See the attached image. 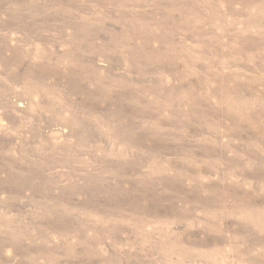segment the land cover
Instances as JSON below:
<instances>
[{"label":"rangeland","instance_id":"374dc122","mask_svg":"<svg viewBox=\"0 0 264 264\" xmlns=\"http://www.w3.org/2000/svg\"><path fill=\"white\" fill-rule=\"evenodd\" d=\"M74 1L0 0V264H264V0Z\"/></svg>","mask_w":264,"mask_h":264},{"label":"bare ground","instance_id":"6f19581e","mask_svg":"<svg viewBox=\"0 0 264 264\" xmlns=\"http://www.w3.org/2000/svg\"><path fill=\"white\" fill-rule=\"evenodd\" d=\"M61 1H62V0H61ZM76 1H77V0H76ZM76 1H74V2H76ZM98 1H100V0H98ZM102 1H103V0H102ZM54 4H55V3H54ZM56 4H57V3H56ZM73 4H74V3H73ZM58 5H60V4H58ZM75 5H76V4H75ZM71 6H72V5H71ZM66 11H67V10H66ZM58 12H59V11H58ZM64 12H65V11H64ZM65 13H66V12H65ZM69 13H70V12H69ZM63 14H64V13H63ZM67 14H68V13H67ZM70 14H72V13H70ZM51 16H52V15H51ZM54 16H55V14H54ZM63 16H64V15H63ZM66 16H67V15H66ZM66 16H64V17H66ZM46 17L48 18L49 16H46ZM52 17H53V16H52ZM68 17H69V16H68ZM68 17H66V19H67ZM19 18H20V17H19ZM22 18H23V17H22ZM27 18L29 19V17H27ZM42 18H43V17H42ZM47 18H46V19H47ZM50 18H51V17H50ZM20 19H21V18H20ZM32 19L35 20L36 18L34 19V17H33ZM37 19H39V18H37ZM37 19H36V21H37ZM48 19H49V18H48ZM48 19H47V20H48ZM56 19H57V17H56ZM60 19H63V18L61 17ZM72 19H73V18H72ZM33 20H32V21H33ZM44 20H45V19H44ZM63 20H65V18H64ZM68 20H69V19H68ZM51 21H52V20H51ZM57 21H58V20H57ZM57 21H56V22H57ZM53 22H54V21H53ZM53 22H52V23H53ZM65 22L67 23L68 21H65ZM73 22H74V21H73ZM36 24H37V23H36ZM50 24H51V22H50ZM28 25H29V24H28ZM28 25H26V27H27ZM37 25H38V24H37ZM37 25H36V26H37ZM40 25H42V23H41ZM43 25H44V24H43ZM43 25H42V26H43ZM45 25H46V26H47V25L50 26L49 23H48V24L46 23ZM45 25H44V27H45ZM51 25H52V24H51ZM54 25H56V24H54ZM57 25H58V24H57ZM79 25H80V24H79ZM81 25H82V24H81ZM33 26H34V25H33ZM38 26H39V25H38ZM52 26H53V25H52ZM58 26L61 27L62 25H61V26L58 25ZM64 26H66V24H65ZM72 26H73V24H72ZM24 27H25V26H24ZM39 27H41V26H39ZM44 27H43V28H44ZM75 27H77V26H75ZM31 28H32V27H31ZM43 28H41V29H43ZM45 28H47V27H45ZM52 28H53V27H52ZM79 28H81V26H80ZM85 28H86V27H85ZM24 29H26V28H24ZM35 29H36V27L34 28V32L36 31ZM49 29H50V27H49ZM49 29H47V30H49ZM64 29H66V28H64ZM87 29H90V27L87 28ZM50 30H51V29H50ZM61 30H62V29H61ZM66 30H67V29H66ZM66 30H65V33H66ZM57 31H58V30H57ZM34 32H33V34H34ZM36 32H37V31H36ZM36 32H35V33H36ZM40 32H41V31H40ZM48 32H49V31H48ZM60 32H61V31H60ZM60 32H59V33H60ZM77 32H79V31L77 30ZM77 32H75L76 35H74V36H77V34H78ZM84 32H86L85 29H84ZM84 32H83V34H84ZM90 32H91V31H90ZM94 32H95V31H94ZM31 33H32V32H31ZM42 33H43V32H41V34H42ZM79 33L82 34L81 31H80ZM86 33H87V32H86ZM1 34H2V33H1ZM48 34H49V33H48ZM48 34L45 36V38L48 36ZM63 34H64V33H63ZM83 34H82V35H83ZM94 34H95V33H94ZM2 35H3V34H2ZM26 35H27V34H26ZM35 35H36V34H35ZM35 35H34V36H31V37L36 38ZM37 35H38V34H37ZM44 35H45V34H44ZM70 35H71V34H70ZM88 35H90V34H89V31H88ZM3 36H4V35H3ZM7 36H8V35H7ZM7 36H6V37H7ZM40 36H41V35H40ZM49 36H50V35H49ZM58 36H60V35H58ZM63 36H65V35H63ZM85 36H87V35H85ZM4 37H5V36H4ZM8 37H9V36H8ZM26 37H27V36H26ZM31 37H30V39H31ZM41 37H42V36H41ZM41 37H40V39H41ZM52 37H53V36H52ZM55 37H57V36H55ZM55 37H54V38H55ZM61 37H62V36H61ZM61 37H60V38H61ZM68 37H69V36H68ZM70 37H72V35H71ZM70 37H69V38H70ZM81 37H82V36H81ZM98 37H99V35H98ZM98 37H97V38H98ZM58 38H59V37H58ZM64 38H66V37H64ZM73 38H74V37H73ZM77 38H78V36H77ZM79 38H80V37H79ZM79 38H78V39H79ZM28 39H29V38H28ZM28 39H27V40H28ZM38 39H39V38H38ZM40 39H39V40H40ZM8 40H9V39H8ZM34 40H36V39H34ZM47 40H48V38H47ZM56 40H57V39H56ZM56 40H54V41H56ZM59 40H60V39H59ZM70 40H71V39H70ZM85 40H86V39H85ZM87 40H89V39H87ZM90 40H91V38H90ZM1 41H2V40H1ZM13 41H14V39H13ZM16 41H17V40H16ZM18 41H20V40H18ZM18 41H17L16 43H18ZM73 41H74V40H73ZM75 41H76V38H75ZM9 42H10V40H9ZM36 42H37V41H36ZM44 42H45V41H44ZM44 42H42V43H44ZM91 42H93V41H91ZM7 43H8V42H7ZM39 43H40V42H39ZM52 43H53V42H52ZM54 43H56V42H54ZM67 43H68V41H67ZM72 43H74V42H72ZM72 43H70L69 45H71ZM75 43H76V42H75ZM75 43H74V44H75ZM81 43H82V42H81ZM5 44H6V43H5ZM9 44H10V43H9ZM18 44H19V43H18ZM77 44H78V43H77ZM82 44H83V43H82ZM89 44H90V43H89ZM16 45H17V44H16ZM85 45H86V44H85ZM90 45H91V44H90ZM72 46H74V45H72ZM77 46H79V45H77ZM81 46H82V45H81ZM2 47H3V46H2ZM10 47H11V46H10ZM15 47H16V46H15ZM17 47H18V46H17ZM82 47H83V46H82ZM70 48H71V46H70ZM72 48H73V47H72ZM87 48H88V46H87ZM73 49H75V48H73ZM89 49H90V48H89ZM8 50H9V47H8ZM16 50H17V49H16ZM20 50H21V48H20ZM82 50H83V49H82ZM1 51H2V50H1ZM12 51H13V49H12ZM32 51H33V52L35 51L34 48L32 49ZM70 51H72V50H70ZM75 51H76V50H75ZM8 52H9V51H8ZM15 52H17V51H15ZM33 52L29 51V55H30V53L32 54ZM72 52H73V51H72ZM81 52H82V51H81ZM1 53H2V52H1ZM74 53H75V52H74ZM86 53H87V52H86ZM9 54H10V53H9ZM14 54H15V53H14ZM22 54H24V53H22ZM56 54H57V53H56ZM56 54H55V56H57ZM67 54H68V53H67ZM77 54H78V53L76 52L75 56H76ZM83 54H84V53H82L81 55H83ZM15 55H16V54H15ZM17 55H20L19 57L22 56L21 53H20V54L18 53ZM24 55H25V54H24ZM26 55H27V54H26ZM26 55H25V56H26ZM45 55H46V54H43V56H45ZM60 55H62V54H60ZM84 55H85V54H84ZM91 55H92V54H91ZM2 56H3V55H2ZM2 56H1V58H2ZM4 56H5V55H4ZM13 56H14V55H13ZM30 56H31V55H30ZM62 56H63V55H62ZM69 56H70V55H69ZM73 56H74V55H73ZM26 57H27V56H26ZM26 57H25V58H26ZM48 57H49V55H48ZM17 58H18V57H17ZM25 58H22V59H25ZM31 58H32V57H31ZM41 58H42V57H41ZM43 58H45V57H43ZM70 58H71V57H70ZM77 58L80 59V56L77 57ZM84 58H85V57H84ZM4 59H5V58H4ZM20 59H21V58H20ZM26 59H27V58H26ZM72 59H73V57H72ZM75 59H76V58H75ZM9 60H11V59H9ZM28 60H30V59H28ZM57 60H58V59H57ZM115 60H116V59H115ZM30 61H31V60H30ZM39 61H40V60H39ZM39 61H37V62H39ZM44 61H45V60H44ZM48 61H50V60H48ZM78 61H79V60H78ZM82 61H83V60H82ZM88 61H89V60H88ZM90 61H91V60H90ZM120 61H121V60H120ZM13 62H14V61H13ZM15 62H16V60H15ZM15 62H14V63H15ZM25 62H26V61H25ZM45 62H46V61H45ZM59 62H60V61H59ZM92 62H93V60H92L90 63L93 64ZM18 63H20V61H18ZM23 63H24V62H23ZM51 63H52V61H51ZM76 63H79V62L76 61ZM82 63H83V62H82ZM84 63H86V60H85ZM88 63H89V62H88ZM5 64H6V63H5ZM24 64H25V63H24ZM28 64H30V63L28 62ZM31 64H32V63H31ZM33 64H34V63H33ZM33 64H32V65H33ZM38 64H39V63H37L36 65H38ZM44 64H45V63H44ZM47 64H48V63H47ZM52 64H53V63H52ZM55 64H58V63L55 62ZM10 65H11V64H10ZM15 65H16V64H15ZM18 65H19V64H18ZM42 65H43V64H42ZM77 65H79V64H77ZM77 65H76V66H77ZM6 66H7V65H6ZM13 66H14V65H13ZM22 66H23V65H22ZM22 66H21V68H22ZM38 66H39V65H38ZM40 66H41V64H40ZM46 66H47V65H46ZM73 66H74V65H73ZM84 66H85V65H84ZM19 67H20V66H19ZM32 67H33V66H32ZM43 67H44V66H43ZM47 67H48V66H47ZM50 67H51V66H50ZM57 67H58V66H57ZM68 67H69V66H68ZM74 67H75V66H74ZM85 67H87V66H85ZM88 67H89V65H88ZM110 67H111V66H110ZM16 68H17V67H16ZM21 68H19V69H21ZM27 68H28V67H27ZM27 68H26V69H27ZM29 68H30V67H29ZM34 68L37 69V67H34ZM34 68H33V69H34ZM44 68H45V67H44ZM65 68H67V67H65ZM70 68H71V67H70ZM91 68H93V67H91ZM113 68H114V67H113ZM5 69H6V68H5ZM14 69H15V68H14ZM19 69L17 68L18 71H19ZM26 69H23V71L26 70ZM39 69H40V68H39ZM59 69H60V67H59ZM80 69H81V68H80ZM93 69H94V68H93ZM93 69H91V70H93ZM114 69H115V68H114ZM30 70H31V69H30ZM40 70H41V69H40ZM40 70H39V71H40ZM49 70H50V69H49ZM55 70H57V69H55ZM65 70H66V69H65ZM85 70H86V69H85ZM108 70H111V71H112L113 69L108 68ZM6 71H7V70H6ZM32 71H33V70H32ZM32 71H29V70H28V72H31V73H32ZM37 71H38V70H37ZM41 71H42V70H41ZM57 71H58V70H57ZM75 71H76V70H75ZM75 71H70V73H71V74H74V73L77 72V71H76V72H75ZM93 71H95V69H94ZM52 72H53V71H52ZM15 73H16V72H15ZM17 73H18V72H17ZM24 73H25V72H24ZM43 73H45V72H43ZM46 73H47V71H46ZM49 73H50L49 75H51V72H50V71H49ZM64 73H65V72H64ZM77 73H78V72H77ZM87 73H88V72H87ZM87 73H86V74H87ZM90 73H91V72H90ZM8 74H9V73H8ZM58 74H59V73H57V75H58ZM86 74H85V75H86ZM10 75H12V74H10ZM17 75H18V74H17ZM30 75H31V74H30ZM35 75H36V74H35ZM49 75H48V76H49ZM52 75H53V74H52ZM52 75H51V77H52ZM75 75H76V74H75ZM75 75H74V76H75ZM90 75H92V74H89V76H90ZM23 76H24V74H23ZM27 76H28V74H27ZM82 76H83V75H82ZM82 76H81V77H82ZM86 76H87V75H86ZM36 77H37V76H36ZM46 77H47V75H46ZM51 77H49V78H51ZM55 77H57V76H55ZM55 77H54V78H55ZM77 77H78V75H77ZM84 77H85V76H84ZM91 77H92V76H91ZM97 77H99V76H97ZM7 78H8V77H7ZM10 78H11V77H10ZM28 78H30V77L28 76ZM49 78H48V79H49ZM60 78H61V77H60ZM67 78H69V77H67ZM95 78H96V77H95ZM26 79H27V78H26ZM98 79H99V78H98ZM101 79H104V78H101ZM109 79H110V78H109ZM115 79H116V78H115ZM31 80H32V79H31ZM64 80H66V79H64ZM96 80H97V79H96ZM116 80H117V79H116ZM22 81H23V80H22ZM26 81H27V80H26ZM32 81H33V80H32ZM72 81H73V80H72ZM88 81H90V80H88ZM100 81H101V80H100ZM102 81H103V80H102ZM105 81H106V79H105ZM110 81H113V80L110 79ZM113 82H115V81H113ZM113 82H111V83H113ZM116 82H117V81H116ZM14 83H15V81H14ZM27 83H28V82H27ZM85 83H86V82H85ZM119 83H120V82H119ZM124 83H125V82H124ZM124 83H123V84H124ZM1 84H2V83H1ZM18 84H19V83H18ZM30 84H31V82H30ZM36 84H37V83H36ZM76 84H77V83H76ZM76 84H75V85H76ZM92 84H93V83H92ZM92 84H91V85H92ZM103 84H104V83H103ZM5 85H6V84H5ZM23 85H24V84H23ZM23 85H22V86H23ZM31 85H32V84H31ZM116 85H117V83H116ZM119 85H120V84H119ZM26 86H27V85H26ZM26 86H25V87H26ZM95 86H96V85H95ZM99 86H100V85H99ZM109 86H110V85H109ZM25 87H22V88L25 89ZM34 87H35V86H34ZM119 87H120V86H119ZM125 87H126V86H124V89H125ZM0 88H1V87H0ZM3 88H4V86L2 87V89H3ZM6 88H7V87H6ZM27 88H28V86H27ZM29 88H32V87L29 86ZM100 88H101V87H100ZM100 88H99V89H100ZM112 88H113V87H112ZM122 88H123V86H122ZM122 88H121V89H122ZM7 89H8V88H7ZM34 89H36V88H34ZM75 89H77V88H75ZM106 89H107V88H106ZM110 89H111V88H110ZM128 89H129V88H128ZM36 90H37V89H36ZM36 90H35V92H36ZM107 90H108V89H107ZM116 90H117V89H116ZM126 90H127V89H126ZM2 91H3L4 93H6V91H4V89H3ZM27 91H28V90H27ZM32 91H33V90H32ZM38 91H39V90H38ZM111 91H112V90H111ZM119 91H121V90L119 89ZM122 91H123V90H122ZM122 91H121V92H122ZM3 92H2V94H3ZM93 92H94V90H93ZM98 92H99V90H98ZM124 92H125V91H124ZM9 93H11V91H10ZM33 93H34V92H33ZM110 93H111V92H110ZM119 93H120V92H119ZM97 94H98V93H97ZM107 94H108V93H107ZM113 94H114V93H113ZM7 95H8V94H7ZM21 95H22V94H21ZM21 95H20V97H22ZM0 96H1V95H0ZM129 98H130V97H129ZM0 99H1L0 101H2L3 98H0ZM22 99H23V98H22ZM22 99H21V100H22ZM3 101H4V100H3ZM3 101H2V103H3ZM5 101H6V100H5ZM104 101H106V100H104ZM0 104H1V103H0ZM93 104H94V103H93ZM2 107H3V106H2ZM93 107H94V106H93ZM4 108H5V107H4ZM1 110H2V109H1ZM126 111H127V110H126ZM3 112H4V109H3ZM6 112H7V111H6ZM1 114H2V113H1ZM7 114H8V112L6 113V116H7ZM79 118H80V117H79ZM84 118H85V117H84ZM77 119H78V118H77ZM80 119H81V121H83V120H85L86 118L83 119V118L81 117ZM80 119H79V120H80ZM82 119H83V120H82ZM79 120H78V121H79ZM87 120H88V118H87ZM97 120H98V122H99V119H97ZM93 121H94V120H93ZM110 121H111V118H110ZM73 122H75V121H72V123H73ZM76 122H77V121H76ZM84 122H85V121H84ZM84 122H82V123H84ZM95 122H96V121H95ZM95 122H94L93 124H95ZM77 123H79V122H77ZM80 123H81V122H80ZM89 123H90V122H89ZM96 123H97V122H96ZM73 124H74V123H73ZM85 124H86V123H85ZM85 124H84V125H85ZM87 124H88V123H87ZM87 124H86V125H87ZM90 124H91V123H90ZM74 125H75V124H74ZM74 125H71V127L74 126ZM79 125H80V124H79ZM84 125H83V126H84ZM21 126H22V125H21ZM89 126H90V125H89ZM89 126H87V127H89ZM91 126H93V125H91ZM94 126H95V125H94ZM69 127H70V126H69ZM79 127H80V126H79ZM84 127H86V126H84ZM15 128H16V127H15ZM15 128H14V129H15ZM29 128L31 129V127H29ZM33 128H34V127H33ZM72 128H73V127H72ZM77 128H78V127H77ZM81 128H82V127H81ZM81 128H80V129H81ZM91 128H92V127H91ZM23 129H24V127H23ZM27 129H28V128H27ZM73 129H74V128H73ZM80 129H79V130H80ZM84 129H85V128H84ZM86 129H87V128H86ZM88 129H89V128H88ZM74 130H76V128H75ZM82 130H83V128L81 129V131H82ZM15 131H16V129H15ZM21 131H22V130H21ZM24 131H25V130H24ZM26 131H28V130H26ZM71 131H72V129H71ZM88 131H89V130H88ZM13 132H14V131H13ZM72 132H73V131H72ZM76 132H77V130H76ZM79 132H80V131H78V133H79ZM89 132H90V131H89ZM89 132H87V133H89ZM92 132H93V131H92ZM28 133H29V132H28ZM69 133H70V132H69ZM85 133H86V132H85ZM85 133H84V135H85ZM7 134H8V133H7ZM76 134H77V133H76ZM76 134H74V135H76ZM8 135H9V134H8ZM13 135H14V134H13ZM36 135H37V134H36ZM36 135H35V136H36ZM70 135H71V133H70ZM74 135H73V138H74ZM89 135L91 136V134H89ZM89 135H88V136H89ZM95 135H96V133H95ZM1 137H2V136H1ZM10 137H11V136H10ZM13 137H15V136H13ZM4 138H5V137H4ZM4 138H3V139H4ZM27 138H28V137H27ZM85 138H87V137H85ZM85 138L83 139V141L85 140ZM5 139H6V138H5ZM7 139H8V138H7ZM10 139H11V138H10ZM15 139H16V138H15ZM21 139H22V138H21ZM21 139H20V140H21ZM46 139H47V138H46ZM4 141H5V140H4ZM4 141L2 140L3 143H5ZM14 141H15V140H14ZM78 141H79V140H78ZM78 141H77V142H78ZM21 142H22V141H21ZM23 142H24V141H23ZM36 142H37V140H36ZM36 142H35V143H36ZM64 142H65V141H64ZM64 142H63V143H64ZM11 143H12V142H11ZM50 143H51V141H49V144H50ZM66 143H67V142H66ZM74 143H75V142H74ZM17 144H18V143H17ZM33 144H34V143H33ZM69 144L71 145V143H67V147H68ZM79 144H80V142H79ZM3 145H5V144H3ZM11 145H12V144H11ZM11 145H9V146H11ZM15 145H16V144H15ZM24 145H26V144H24ZM70 145H69V146H70ZM72 145H73V144H72ZM77 145H78V143H77ZM9 146H5V147H8V148H9ZM13 146H14V145H13ZM16 146H18V145H16ZM31 146H32V145H30V148H31ZM48 146L50 147V145H48ZM60 146H61V145H60ZM65 146H66V144H65ZM65 146H64V147H65ZM75 146H76V145H75ZM83 146H85V145H82V147H83ZM0 147H2V145H1ZM25 147H26V146H25ZM32 147H33V146H32ZM57 147H58V146H57ZM62 147H63V145H62ZM70 147H71V146H70ZM22 148H23V147H21V149H22ZM30 148H29V149H30ZM60 148H61V147H60ZM71 148H72V147H71ZM71 148H68V149H71ZM80 148H81V147H80ZM84 148H85V147H84ZM86 148H87V146H86ZM2 149H3V148H2ZM10 149H12V148H10ZM16 149H17V147H16ZM46 149H48V148H46ZM54 149H55V147H54ZM77 149H79V148H77ZM12 150H14V149H12ZM12 150H11V152H12ZM18 150H19V151H23V150H20V148H18ZM55 150H56V149H55ZM79 150L81 151V149H79ZM79 150H78V151H79ZM82 150H84V149H82ZM14 151H15V150H14ZM41 151H43V150H41ZM46 151L48 152V150H46ZM60 151H61V150H59V153L62 154ZM72 151H73V150H72ZM86 151L91 152V151H89V150H86ZM86 151H85V152H86ZM11 152H10V150H9L8 153H11ZM15 152H17V150H16ZM15 152H14V153H15ZM26 152L28 153V151H26ZM29 152H30V151H29ZM50 152H51V151H50ZM21 153H23V152H21ZM30 153H32V152H30ZM42 153H43V152H42ZM63 153H64V152H63ZM69 153H70V152H69ZM81 153H82V151H81ZM4 154L9 155V156L11 157V154H7V150H6V153H4ZM4 154H2V155H4ZM24 154H25V153H24ZM50 154H51V153H50ZM53 154H54V153H53ZM75 154H76V153H75ZM75 154H74V155H75ZM86 154H87V153H86ZM12 155H13V154H12ZM15 155H16V154H15ZM17 155H18V154H17ZM21 155H22V154H21ZM26 155H27V154H26ZM26 155H24V156L22 155L23 157H25L24 159H26V157L28 156V155H27V156H26ZM47 155H48V154H47ZM62 155H63V154H62ZM67 155H69V154H67ZM70 155H72V153H71ZM70 155H69V156H70ZM84 155H85V153H84ZM13 156H14V155H13ZM13 156H12V157H13ZM32 156H33V155H32ZM50 156H52V155H50ZM57 156H58V155H57ZM63 156H64V155H63ZM72 156H73V155H72ZM12 157L10 158V161H8L9 163L6 162L7 164H2V161H1L2 159L0 158V165H1V167H0V172H8V174L10 173L11 175H19V174H17V171H16L17 168L20 169V170H21V169H24L26 172L28 171L30 174H31V172L38 171V168H37L36 166H38V164H39V163H38V161H40L39 158H38V159H39L38 161L36 160V163H38V164H36V166H35L36 168H35V167L33 166L35 163H33V161H32V163H31V160H30L29 165H30V164H33V165L25 166V165H22V164H21V163H22L21 160H20V161L18 160V159H20L21 156L18 157V158H15V156H14L13 158H12ZM35 157H36V156H35ZM38 157H39V156H38ZM40 157H41V156H40ZM42 157H44V155H43ZM42 157H41V158H42ZM54 157H56V156H54ZM60 157H61V155H60ZM78 157H79V156H78ZM50 158H51V157H50ZM64 158L67 159V156L64 157ZM70 158H71V157H70ZM75 158H77V157L74 156V159H75ZM24 159H23V160H24ZM36 159H37V157H36ZM42 159H43V158H42ZM46 159H47V158H46ZM46 159L44 160V162L41 161L40 164L43 165V164L45 163ZM48 159H49V158H48ZM62 159H63V158H62ZM71 159H73V158H71ZM81 159H82V157H81ZM83 159H84V157H83ZM23 160H22V161H23ZM27 160H29V159H27ZM49 160H50V159H49ZM49 160H47V162H48ZM24 161H25V160H24ZM24 161H23V162H24ZM51 161H54V160L51 159ZM51 161H50V163L48 162L49 165L52 164V166H50V168L56 167V166L53 165L54 162L51 163ZM62 161H63V160H62ZM66 161H67V160H66ZM68 161H69V160H68ZM71 161H72V160H71ZM73 161H74V160H73ZM79 161H81V163H82L83 160H79ZM84 161H85V159H84ZM84 161H83V162H84ZM20 162H21V163H20ZM28 162H29V161H27V163H28ZM34 162H35V159H34ZM47 162H46V164H47ZM75 162H78V161L75 160ZM87 162H88V161H87ZM3 163H5V162H3ZM55 163H56V162H55ZM62 163H63V162H62ZM64 163H65V162H64ZM72 163H74V162H72ZM79 163H80V162H79ZM79 163H78V164H79ZM58 164H59V163H58ZM66 164H68V163H66ZM78 164H76V165H78ZM84 164H85V162H84ZM70 165H71V164H70ZM70 165H69V167H70ZM79 165H81V164H79ZM85 165H87V163H86ZM88 165H89V164H88ZM44 166H45V165H44ZM59 166L61 167V165H59ZM39 167H40V165H39ZM42 167H43V166H42ZM75 167H77V166H75ZM80 167H81V166H80ZM85 167H86V166H85ZM85 167H82V168L87 169V168H85ZM88 167H90V165H89ZM57 168H59V167H57ZM39 169H41V168H39ZM48 169H49V167H48ZM61 169H62V167H61ZM71 169H72V168H71ZM77 169H78V168H77ZM46 170H47V169H46ZM87 170H88V169H87ZM25 171H21V172H23V174H24ZM72 171L75 172L74 168H73ZM76 171H78V170H76ZM84 171H86V170H84ZM21 172L19 171L18 173H21ZM28 172H27V175H25V176H28V177H29L30 174H29ZM48 172H49V171H48ZM50 172H53V171H50ZM54 172H55V171H54ZM54 172H53V173H54ZM68 172H69V171H68ZM68 172H67V173H68ZM74 172H73V174H75ZM77 173H78V172H77ZM77 173H76V174H77ZM82 173H83V172H82ZM35 174H38V173H35ZM51 174H52V173H51ZM51 174H50V175H51ZM69 174H70V172H69ZM78 174H79V173H78ZM84 174H85V173H84ZM84 174H82V175L85 176ZM86 174H87V173H86ZM88 174H89V173H88ZM1 175H2V174H1ZM11 175H10V176H11ZM20 175H22V174H20ZM43 175H44V174H43ZM46 175H47V174H46ZM46 175H45V176H46ZM52 175H53V174H52ZM52 175H51V176H52ZM57 175H58L59 177H58ZM57 175H55V176H57V178H56V177H54V178H56V179L60 178V175H59L58 173H57ZM79 175H80V174H79ZM34 176H35V175H34ZM41 176H42V175H41ZM53 176H54V175H53ZM88 176H89V175H88ZM102 176H103V175H102ZM20 177H21V176H20ZM20 177H17V179H19ZM23 177H24V176H23ZM23 177H21V178H23ZM64 177H67V176L64 175L63 178H64ZM12 178H13V177H12ZM15 178H16V176H15ZM29 178H30V177H29ZM45 178H46V177H45ZM70 178H71V177H70ZM98 178H99V177H98ZM106 178H107V177H106ZM0 179H3V178H0ZM6 179H7V178H6ZM6 179H5V181H6ZM33 179H34V178H32V180H33ZM51 179H53V178L51 177ZM51 179H50V180H51ZM96 179H97V178H96ZM102 179H103V178H102ZM7 180L10 181L9 179H7ZM13 180H14V179H13ZM38 180H39V179H38ZM41 180H42V179H41ZM43 180H44V179H43ZM47 180H48V179H47ZM54 180H55V179H53V181H54ZM89 180H90V179H89ZM92 180H93V179H92ZM94 180H95V179H94ZM106 180H108V178H107ZM0 181H1V180H0ZM19 181H20V179H19ZM24 181H25V180H24ZM28 181H29V180H28ZM30 181H31V180H30ZM30 181H29V182H30ZM35 181H36V180H35ZM35 181H34V182H35ZM39 181H40V180H39ZM45 181H46V179H45ZM55 181H56V180H55ZM77 181H78V180H77ZM82 181H83V180L81 179V182H82ZM108 181H109V180H108ZM1 182H3V181H1ZM26 182H27V181H26ZM26 182H24V183H26ZM29 182H27V183H29ZM31 182H32V181H31ZM34 182H32V184H34ZM48 182H51V181H48ZM58 182H60V181L58 180ZM58 182H57V183H58ZM93 182H94V181H93ZM93 182H92V183H93ZM97 182H98V181H97ZM22 183H23V182H22ZM37 183H39V182H37ZM87 183L90 184V182H87ZM99 183H100V181H99ZM99 183H97V184H99ZM102 183H103V182H102ZM106 183H107V182H106ZM106 183H105V184H106ZM3 184H4V182H3ZM5 184H6V182H5ZM7 184H9L8 186H10V182H9V183L7 182ZM41 184H42V183H41ZM41 184H40V185H41ZM43 184H44V183H43ZM55 184H56V183H54L53 185L55 186ZM12 185H14V184L12 183ZM23 185H24V184H23ZM26 185H27V184H26ZM28 185H30V183H29ZM34 185H35V184H34ZM38 185H39V184H38ZM38 185H37V186H38ZM40 185H39V186H40ZM46 185L49 186L50 183H49V184L47 183ZM53 185H52V186H53ZM56 185H57V184H56ZM58 185H59V184H58ZM93 185H95V184H93ZM102 185H103V184H102ZM8 186H6V187H8ZM15 186H16V185H15ZM105 186H106V185H105ZM2 187H3V186H2ZM13 187H14V186H13ZM27 187H28V186H27ZM27 187H26V188H27ZM31 187H32V185H31ZM34 187H35V186H34ZM42 187H43V186L40 187L41 190H42ZM0 188H1V186H0ZM8 188H10V187H8ZM8 188H7V189H8ZM17 188H18V187H17ZM29 188H30V187H29ZM38 188H39V187H38ZM38 188H35L33 191H35L36 189H37V191H38ZM96 188H97V187H96ZM3 189H4V187H3ZM5 189H6V188H5ZM7 189H6V190H7ZM13 189H14V188H13ZM20 189H21V188H20ZM20 189L18 188L19 191H20ZM30 189H31V188H30ZM88 189H89V187H88ZM97 189H98V188H97ZM105 189H106V188H105ZM109 189H110V188H109ZM15 190H17V189H15ZM10 191H13V190L10 189ZM100 192H101V191H100ZM49 196H50V195H49ZM43 197H44V194H43ZM43 197H42V199H43ZM45 198H46V197H45ZM47 200H48V199H47Z\"/></svg>","mask_w":264,"mask_h":264}]
</instances>
